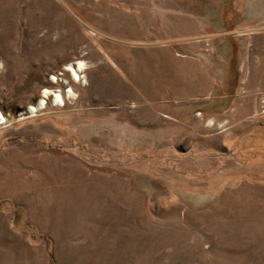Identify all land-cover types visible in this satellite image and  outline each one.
<instances>
[{"label": "rangeland", "instance_id": "1", "mask_svg": "<svg viewBox=\"0 0 264 264\" xmlns=\"http://www.w3.org/2000/svg\"><path fill=\"white\" fill-rule=\"evenodd\" d=\"M0 113V264H264V0H0Z\"/></svg>", "mask_w": 264, "mask_h": 264}, {"label": "bare ground", "instance_id": "2", "mask_svg": "<svg viewBox=\"0 0 264 264\" xmlns=\"http://www.w3.org/2000/svg\"><path fill=\"white\" fill-rule=\"evenodd\" d=\"M67 71H69L72 75V77L75 80L79 79V72H81L82 69H84V63L83 61H78L75 65H67L65 68ZM69 92H71V89H69ZM48 95H51L53 97V100L55 101L56 105H62L63 99L59 92L51 91L49 89H44L42 92L41 97L37 100V102L33 105H28V107L25 109L26 113H29L31 115H35L38 110L43 109L46 104V98ZM5 118L0 113V123L4 122ZM210 124H213L212 121H209Z\"/></svg>", "mask_w": 264, "mask_h": 264}]
</instances>
